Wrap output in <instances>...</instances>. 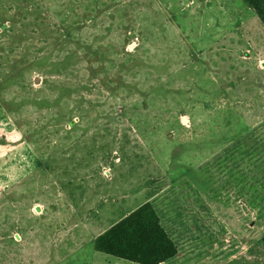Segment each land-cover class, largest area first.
I'll list each match as a JSON object with an SVG mask.
<instances>
[{
    "label": "rangeland",
    "instance_id": "1",
    "mask_svg": "<svg viewBox=\"0 0 264 264\" xmlns=\"http://www.w3.org/2000/svg\"><path fill=\"white\" fill-rule=\"evenodd\" d=\"M4 15L14 19L0 28V264H139L93 241L146 201L178 246L161 264H264V160L207 166L245 134L264 140L253 8L0 0Z\"/></svg>",
    "mask_w": 264,
    "mask_h": 264
},
{
    "label": "trees",
    "instance_id": "2",
    "mask_svg": "<svg viewBox=\"0 0 264 264\" xmlns=\"http://www.w3.org/2000/svg\"><path fill=\"white\" fill-rule=\"evenodd\" d=\"M243 1L255 10L264 24V0ZM1 18V29H6L7 21H13L14 19L13 16L5 15L1 16ZM69 33L70 29H67V34ZM133 36L131 35L130 37ZM73 54H75L74 51L67 54L60 64L67 66L71 63L70 59ZM76 89V87L63 86L61 87V95H71ZM32 101H35V104H40V106L48 104L47 100L42 102ZM23 104L24 102L21 101L18 106ZM68 123L70 126L76 125L73 118ZM263 146L264 140L253 137L249 133L245 134L236 139L231 147L225 148L226 151L223 153L214 154L207 162V166L210 170L214 169V174H219V171H225L222 167L225 159H229L234 163L242 160V165L246 164L242 166L243 170L250 171L253 167L257 169L258 163H262V160H264V154H261V151L263 152L264 150L262 149ZM238 152L241 156H238ZM237 164L240 166L238 162ZM231 166L230 173H233L236 167H233L232 164ZM262 173H264V168L257 171V180L264 186V174L262 175ZM260 242L264 247V233L261 235ZM93 247L97 252L139 264H161L178 253V246L174 238L163 225L161 215L151 201L140 204L104 231L98 233L94 238Z\"/></svg>",
    "mask_w": 264,
    "mask_h": 264
}]
</instances>
